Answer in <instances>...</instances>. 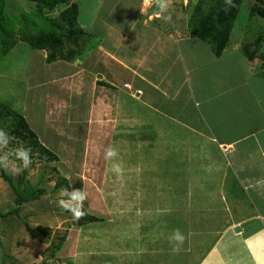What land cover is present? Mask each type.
Here are the masks:
<instances>
[{"label": "crops", "instance_id": "obj_1", "mask_svg": "<svg viewBox=\"0 0 264 264\" xmlns=\"http://www.w3.org/2000/svg\"><path fill=\"white\" fill-rule=\"evenodd\" d=\"M118 1L121 10L114 15L123 22L107 23L94 14L90 29L82 27L87 38L81 54L47 64H53L47 78L58 83L55 92L73 100L70 105L89 100L84 119L80 113L73 118L76 125L87 123L85 143L94 128L99 141L106 139L103 146L120 144L134 156L129 147L153 145L154 131L161 136L168 128L175 142L183 132L197 139L184 148L189 162H196V177L189 164L170 189L164 183L174 203L157 208L166 220L158 231L141 227L140 256L154 264H264V74L236 47L214 57L207 42L188 33L190 16L185 25L175 13L165 22L147 13L143 0L135 1L134 14ZM54 93L48 96L51 108L59 102ZM15 112L27 123L24 112ZM52 130L53 137H63ZM177 229L182 243L170 240ZM149 231L158 237L150 238Z\"/></svg>", "mask_w": 264, "mask_h": 264}, {"label": "rangeland", "instance_id": "obj_2", "mask_svg": "<svg viewBox=\"0 0 264 264\" xmlns=\"http://www.w3.org/2000/svg\"><path fill=\"white\" fill-rule=\"evenodd\" d=\"M1 1V13L6 22L11 24L13 33L21 28L23 18L28 22L26 29L30 32L42 27L44 22L42 18L34 15L33 3L27 0ZM73 1L78 6L77 24L84 31L90 29L87 27L94 14L96 18H102L103 15L107 23H111V20L117 24L123 22V19L114 15L116 9L121 10L118 0ZM135 1L137 0H121L123 9L134 14V9L138 7L137 4L134 5ZM195 2L196 0H172L171 7L164 15L170 14L172 19L175 13L185 25ZM252 3V0L240 1L226 52H231L236 47L237 53L244 57L241 48L259 37L253 66L264 74V23L256 16H248V8ZM144 5L142 7L147 13H157L158 9L154 4L148 5L144 2ZM209 5H212L211 0H203V10ZM58 11L59 9L44 14L46 18H54ZM160 17L162 21L165 20L162 15ZM166 27L177 36L171 25L167 24ZM252 49L253 47L249 50ZM42 59L40 51L30 50L25 43L17 41L0 61V102L14 111L24 112L27 118L24 114L23 116L30 128L46 143L43 146L57 157L56 161L48 162L31 148L32 164L28 168H22L21 162L14 155L9 156L7 168L2 166L14 185L18 178L23 177V185L25 183L31 187L42 188L45 194L36 201L23 204L18 216L0 219V264H154L140 256L144 245L138 244L140 236L144 235L141 227L147 225L145 228L149 226L148 229L158 231L162 222H166L163 216L159 217L158 212L161 210H157L160 206H173L174 203V199H171L174 196L164 186L166 181L169 188L179 172H182V176L185 175L189 164V174L196 177V162H189L186 152L190 145H195L193 142L197 139L183 132L180 133L178 142H175L171 137L172 131L168 128L161 136L154 131L153 145L134 142L129 147L134 150V156L127 147L120 144L113 147L103 146L102 141L106 139L99 141L94 128L92 138L85 143L83 128L87 123L76 125L73 118L80 113L84 119L83 111L89 105V100L82 97L77 104L70 105L73 101L70 97L63 96L62 92L56 93L53 87L58 83L54 78H47L50 74L48 70L53 64L48 67ZM204 78L201 77L200 80ZM135 85L139 86V82H135ZM52 93L59 99L53 108V101L48 99V96L52 97ZM160 125L162 127L164 124ZM52 129L60 136L64 134L63 137H53ZM21 145L26 147L23 142L13 140L8 148L0 151V155ZM185 147L187 149L184 151ZM109 148L118 151V156L112 160L105 159ZM17 166L21 167V171L13 174V169ZM59 178L67 180V192H62L63 188H53ZM73 189L86 192L87 199L83 210L100 221L80 227L74 225L72 213L62 210L58 203L61 199L67 201ZM13 200L10 186L0 179V212L11 208ZM204 214L207 218L211 216L206 212ZM35 227L47 228L49 236L43 237L37 232L26 231ZM152 231H149L148 236L157 238V233ZM170 234L172 232L168 235ZM62 236L64 241L59 251L50 257V245L56 244Z\"/></svg>", "mask_w": 264, "mask_h": 264}, {"label": "trees", "instance_id": "obj_3", "mask_svg": "<svg viewBox=\"0 0 264 264\" xmlns=\"http://www.w3.org/2000/svg\"><path fill=\"white\" fill-rule=\"evenodd\" d=\"M27 1L34 4V15L42 18L44 23H42V27L30 32L26 29L28 22L23 18L20 23L21 28L13 33L11 24L6 22L1 13L2 1L0 0V61L6 57L17 41L25 43L30 50L45 52V64L56 61L71 62L79 56L87 35L77 24V4L72 2V0ZM211 1L212 5H209L206 10L202 8L203 0L195 2L188 20V28L191 36L210 45L213 56L217 58L227 45L241 0H233L235 6L230 7L228 11H225V7H227L225 0ZM252 1L253 3L248 8V16H256L263 20L264 23V0ZM58 9L56 17L46 18L44 12L50 13ZM29 23L34 25L32 21ZM259 42L260 38L257 37L254 42L241 48L247 61L253 62L256 59L255 53ZM251 47L253 49L249 50ZM3 127L5 132L15 138L14 140L23 142L26 147L30 146L33 151L44 157L46 161H56V155L38 142L36 135L30 130L24 118L10 109L7 104L0 102V129H3ZM0 179L10 186L14 196L13 206L4 212H0V219L8 216H18L23 204L36 201L45 194L42 188L31 187L25 183L23 185V177L18 178L14 185L9 174L3 171L2 166H0ZM53 188L68 189L67 180L63 178L57 179ZM98 221H100L98 218L86 213L82 219L75 220L74 225L80 227ZM26 231L28 233L37 232L43 237L49 236L48 229L43 227L26 229ZM63 241L64 237L62 236L58 238L56 244L50 245V257H53V254L59 251Z\"/></svg>", "mask_w": 264, "mask_h": 264}, {"label": "clouds", "instance_id": "obj_4", "mask_svg": "<svg viewBox=\"0 0 264 264\" xmlns=\"http://www.w3.org/2000/svg\"><path fill=\"white\" fill-rule=\"evenodd\" d=\"M145 4L148 5H155L158 9L156 15L163 16L166 21L171 20V15H164L168 12L169 8L171 7L172 0H144ZM225 11H228L230 7H234L233 0H225ZM15 138L5 132L3 129H0V151L3 149L8 148L9 144ZM31 147H24L21 145L20 147L10 150L8 152H4L3 155H0V166L5 168L8 167V158L9 156L14 155L16 160H19L22 164V168H28L32 164L31 159ZM118 156V151L115 148H109L105 153V159L112 160ZM21 171V167L17 166L13 169V174H19ZM116 171H119V168H116ZM62 192H67V189L62 190ZM87 199V194L83 190L73 189L69 195V199L67 201L61 199L59 200V206L64 211H68L72 213V217L75 220H80L85 216V212L83 211L84 202ZM185 237L180 233L177 229L170 237V240L183 242ZM176 250V249H174Z\"/></svg>", "mask_w": 264, "mask_h": 264}, {"label": "water", "instance_id": "obj_5", "mask_svg": "<svg viewBox=\"0 0 264 264\" xmlns=\"http://www.w3.org/2000/svg\"><path fill=\"white\" fill-rule=\"evenodd\" d=\"M233 231H234V232H236V231H237V229L235 228Z\"/></svg>", "mask_w": 264, "mask_h": 264}]
</instances>
